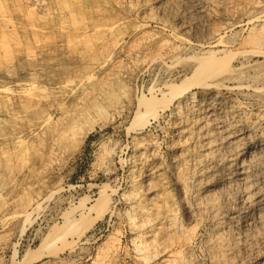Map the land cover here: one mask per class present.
<instances>
[{"label":"rangeland","instance_id":"374dc122","mask_svg":"<svg viewBox=\"0 0 264 264\" xmlns=\"http://www.w3.org/2000/svg\"><path fill=\"white\" fill-rule=\"evenodd\" d=\"M263 134L264 0H0V264H264Z\"/></svg>","mask_w":264,"mask_h":264},{"label":"bare ground","instance_id":"6f19581e","mask_svg":"<svg viewBox=\"0 0 264 264\" xmlns=\"http://www.w3.org/2000/svg\"><path fill=\"white\" fill-rule=\"evenodd\" d=\"M260 37V36H259ZM223 39L222 38H220L219 40H217V41H219V42H221ZM259 40V38H258V36L256 37H253L251 40H250V42L249 43H254V42H256V41H258ZM196 47H198L201 51L203 50V47H202V45L201 44H199V43H197L196 44ZM197 54V53H196ZM214 55V54H213ZM214 56H216V54L214 55ZM196 58H194L195 59V67H194V70L193 71H195V74H205V80L203 81V82H200L199 80H198V82H195V83H193V84H189L190 86H186L182 91H180V93L184 96V98L185 99H190V101H195V97H196V95H195V93L193 92V89L195 88V87H201V88H204V89H212V90H207V91H209V93L208 94H210L209 96H210V98L212 99V101L210 102V104H209V106H208V111H207V113H208V116L210 117V116H215V118L217 117V119H215V118H213V119H215V122H211L212 124H210V127L209 126H207V125H205L206 127H209V130H211L212 132H217L218 131V133H219V130L221 129V128H223L222 127V123L224 122V120L222 119L225 115L220 111V110H218V107L217 106H219V105H221V95L219 96V94H218V92L219 91H217L215 88L216 87H219V85L221 84V85H226L227 84V87H232V88H235V87H243L244 85L245 86H247V87H251V86H254V83L252 84V83H250V82H247V83H237V84H233L229 79H233V78H228V80H225V79H227V78H224V77H217V76H220V75H224L225 73L227 74V73H229V72H231V69H232V67H230V65H229V61L228 60H218V58H214V57H208L207 59H209L208 61H206V62H203V61H201L200 60V57L197 55V56H195ZM206 58V57H205ZM220 58V57H219ZM231 74V73H230ZM202 78V77H201ZM201 80H203V78L201 79ZM252 81V80H251ZM231 82V85H229V83ZM213 87V88H212ZM163 93V92H162ZM220 93V92H219ZM160 94V93H159ZM208 94H206V95H208ZM158 95L156 94V93H152L151 94V97L150 98H145V97H143V98H141L140 99V102L141 103H143L144 101H148V102H150V100H152V99H155L156 97H157ZM220 97V98H219ZM209 100V99H208ZM233 100V99H232ZM190 104H191V102H190ZM197 104V103H196ZM237 104V103H236ZM167 106V103L166 104H161V105H159L157 108H152L153 110L151 111V113L149 114V116H151V115H153L155 118H157V114H158V110L157 109H163V108H165ZM235 107V106H234ZM191 108V107H190ZM194 108H195V106H194ZM192 109V108H191ZM199 109V108H198ZM237 109V108H236ZM205 110V109H204ZM238 110V109H237ZM148 111H150V110H148ZM240 111V110H239ZM241 111H243L242 110V108H241ZM204 112V111H203ZM226 113V112H225ZM232 113V112H231ZM233 113H235V112H233ZM236 113H237V111H236ZM239 113V112H238ZM230 115V114H229ZM206 116V115H205ZM227 117V116H226ZM234 117L236 118V114H234ZM239 117V116H238ZM205 118V117H204ZM228 118V117H227ZM231 118V117H230ZM78 119V118H77ZM202 119V118H201ZM206 119V118H205ZM224 119H226V118H224ZM234 119V118H233ZM207 120H208V118H207ZM206 120V121H207ZM238 120H239V118H238ZM209 121V120H208ZM208 121H207V123H208ZM210 121H214V120H210ZM226 121H227V119H226ZM235 121V120H234ZM237 121V120H236ZM205 122V121H204ZM230 122H231V120H230ZM233 122V121H232ZM231 122V123H232ZM237 123V122H236ZM95 124H96V122H95ZM206 124V123H205ZM209 124V123H208ZM227 124H229V123H227ZM225 127V126H224ZM224 129V128H223ZM256 129V128H255ZM259 129V128H258ZM249 131V130H248ZM258 131V130H257ZM209 133V132H208ZM205 134V133H204ZM207 135V134H206ZM264 135V134H263ZM221 136V135H220ZM245 136H246V134H245ZM254 137V136H253ZM209 138V137H208ZM222 138V137H221ZM212 139V138H211ZM230 139V138H229ZM260 139V138H259ZM215 140V139H214ZM227 141V140H226ZM233 141V140H232ZM231 140H228V146L230 145L231 146V144L233 143ZM209 142H210V140H209ZM209 142H207V143H209ZM235 143V142H234ZM216 145V144H215ZM244 145V144H243ZM246 145V144H245ZM226 146V145H225ZM228 146H227V149H229L228 148ZM232 146H233V144H232ZM241 146V145H240ZM239 146V147H240ZM211 147V146H210ZM234 148V147H233ZM222 149V148H221ZM226 149V150H227ZM232 149V148H231ZM231 149L230 150H228V152L229 151H231ZM252 150V149H251ZM217 151H219V150H217ZM224 151V150H223ZM254 151V150H253ZM214 152V151H213ZM232 152V151H231ZM223 153V152H222ZM229 155V154H228ZM227 156V155H226ZM225 156V157H226ZM231 156H232V153H231ZM226 158H229V157H226ZM249 158V157H248ZM217 161V160H216ZM227 162V161H226ZM244 162V161H243ZM221 164V163H220ZM241 164V163H240ZM213 165V164H212ZM215 165V164H214ZM242 166V165H241ZM210 167V166H209ZM214 167V166H213ZM220 167H222L221 165H218V162H217V168H215V169H213V171H214V174H215V177H217V180L218 181H222L223 179H225V180H227L228 181V184H233L234 182H237V180L239 181V184H240V186H239V188L241 187V185L242 186H244V187H247L248 185L249 186H251V182L254 180L253 179V177H252V173H251V171L249 170V168H253V170H254V168L255 167H264V136L261 138V145H260V147H258V149H256V151L254 152V153H252V154H250V158H249V163L248 164H246V165H244V166H242V167H240L241 168V171H240V173H239V177H235V175L233 174V172L232 171H228V169H227V171L228 172H223V171H221L220 170ZM223 167H225V166H223ZM258 168V169H259ZM238 170V169H237ZM240 170V169H239ZM249 170V171H248ZM261 171V170H260ZM237 172V171H236ZM261 172H263V171H261ZM213 173V172H212ZM254 173V172H253ZM236 174V173H235ZM255 174V173H254ZM209 175H211V177H212V175L213 174H209ZM263 175H264V173H263ZM254 176V175H253ZM261 178H263V177H261ZM216 180V181H217ZM236 180V181H235ZM226 182V181H225ZM254 182V181H253ZM218 183V182H217ZM255 183V182H254ZM224 184V183H223ZM227 184V185H228ZM253 184V183H252ZM260 184V183H259ZM233 186V185H232ZM248 186V187H249ZM262 186H263V184H262ZM227 187V186H226ZM259 187H260V185H259ZM225 188V187H224ZM233 188H235V186L233 187ZM242 188V187H241ZM253 188V187H252ZM229 189V188H228ZM227 189V190H228ZM247 189V188H246ZM257 189V188H256ZM260 189V188H259ZM264 189V188H263ZM227 190H225V191H227ZM243 190V189H242ZM261 190H262V188H261ZM221 192H223L222 194H224V191L223 190H220ZM232 191H234V190H232ZM239 191H241V189L239 190ZM245 191V190H244ZM243 191V192H244ZM256 192H255V195H256V201H254V203L252 204V205H254V208H256L258 211H259V209H260V207H261V204H263V202H264V197H263V195L261 196V198H260V194H263L262 193V191H260L259 190V192L257 193V190H255ZM229 192V191H228ZM249 192V191H248ZM251 192V191H250ZM227 193V192H226ZM242 194V193H241ZM240 194V195H241ZM227 195V194H226ZM244 195V194H243ZM223 196V195H222ZM228 196H231V195H228ZM234 196V195H233ZM236 196V195H235ZM247 198H245V200H246ZM247 202V201H246ZM249 202V201H248ZM250 202H252L251 200H250ZM246 205V204H245ZM249 205V204H248ZM38 206H36V208H37ZM248 209V208H247ZM253 209V208H252ZM261 210V209H260ZM263 210H261L260 212H262ZM249 213V212H248ZM255 213V212H254ZM257 213V212H256ZM3 214L5 215V213L3 212ZM11 214V213H10ZM16 214H18L19 216L21 215L22 217H27L28 216V211H27V209L25 210H21V211H18V212H15V213H13V214H11V216L12 215H16ZM262 214V213H261ZM261 214H260V216H258V221H259V223H264V214H262V216H261ZM3 215V216H4ZM8 215H9V213H8ZM6 216H7V214H6ZM248 216V215H247ZM254 216V215H253ZM5 217V216H4ZM13 217V216H12ZM7 218V217H6ZM5 218V219H6ZM245 218V217H244ZM248 218V217H247ZM253 218V217H252ZM251 218V219H252ZM253 221V220H252ZM250 222V221H249ZM248 222V223H249ZM239 223V222H238ZM244 223V222H243ZM247 223V224H248ZM242 224V223H241ZM245 224H246V222H245ZM244 224V225H245ZM243 225V224H242ZM243 225V226H244ZM249 225V224H248ZM254 225V224H253ZM256 225V224H255ZM262 225V224H261ZM238 228V227H237ZM246 228V227H245ZM244 228V229H245ZM251 228V227H250ZM262 228H264V226H262ZM248 230V229H247ZM246 246H247V244H246ZM245 251H247V250H245ZM251 251V250H250ZM247 252H249V251H247ZM253 252H255V251H253Z\"/></svg>","mask_w":264,"mask_h":264}]
</instances>
